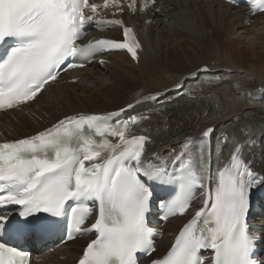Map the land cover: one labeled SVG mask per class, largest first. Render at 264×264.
I'll use <instances>...</instances> for the list:
<instances>
[{
  "label": "snow or ice",
  "instance_id": "snow-or-ice-1",
  "mask_svg": "<svg viewBox=\"0 0 264 264\" xmlns=\"http://www.w3.org/2000/svg\"><path fill=\"white\" fill-rule=\"evenodd\" d=\"M150 3L155 0H142L140 10ZM252 3L264 11V0ZM110 5L121 15L125 7L137 11L136 0H124V5L121 0H103V5L89 0H0V110L34 101L61 71L83 67L104 51L127 50L138 61L140 44L132 27L121 18L93 19L99 8ZM93 25L121 29L123 39L80 42ZM175 87L183 90L184 84ZM125 111L65 115L34 135L0 142V212L19 208L0 215V264H28L29 252L10 246L5 237L40 228L41 213L63 217L69 206L67 239L95 236L78 264H137V253L155 250L148 215L157 183L171 186L174 193L161 201L164 220L187 212L196 191H201L202 206L169 251L152 264H205L206 259L209 264H264L255 259L256 245L264 237L251 231L248 220L251 193L264 187V176L243 158L240 141L233 144L229 163L213 175L203 147L192 156L187 151L173 154L170 163L149 156L150 137L128 131L144 117L116 119ZM213 132L207 128L202 136ZM202 250H211L212 256L204 257Z\"/></svg>",
  "mask_w": 264,
  "mask_h": 264
},
{
  "label": "bare ground",
  "instance_id": "bare-ground-1",
  "mask_svg": "<svg viewBox=\"0 0 264 264\" xmlns=\"http://www.w3.org/2000/svg\"><path fill=\"white\" fill-rule=\"evenodd\" d=\"M165 2L169 5L163 15H157V26H152L146 35L142 36L145 48L143 56L137 62L138 65L123 51L108 54L105 62H108L110 57L111 60L117 57L126 58L127 63H114L110 68L106 66L108 71H104L100 65L95 68V72L88 68L89 70L77 72L81 78L76 84L48 87L35 102L3 118L0 138L34 132L71 113L117 110L140 103L145 97L155 96L159 103L156 108L158 112L144 126V132L151 138L148 155L166 157L172 150L190 144L189 139L192 143V140L202 135L207 128H213L218 134L223 131L228 133L234 143L239 140L242 144L250 138L261 143L258 147L256 144L250 146V154L254 168L264 173V104L257 105L252 102L258 96L264 95V81L261 78H252L254 76L240 79V88L247 104H236L237 107L232 105L233 99L227 96V87L224 88L220 81L221 76L226 75L225 71L234 65L242 68V64L234 61L232 53L225 48L224 36L227 33L235 35L237 28L244 27L247 21L244 8L231 7L221 0ZM261 16H264V13L254 19ZM158 28L161 30L158 31ZM172 42H179V48L182 43L185 46H192L193 43L195 46L179 51L166 49ZM260 57V60H264V53ZM262 63L259 67H250L262 73L264 77ZM205 67L208 71H203ZM103 75H107V83L102 80L98 82ZM209 75H212L213 79L210 82H191L210 78ZM217 77L219 79H216ZM95 78L96 88L100 89V93H95V89L85 83L86 79L89 81ZM177 83L184 84V89H177ZM71 89L74 91H70ZM171 89L175 91L171 92ZM182 95L190 96L182 108L165 106L169 100H178ZM44 98L45 102L40 103ZM154 106L143 102L141 106H137V111L155 110ZM250 108L252 110L249 111ZM236 116L241 118L235 124L226 125ZM183 221L182 218L173 219L165 228L167 231L174 230ZM259 224L264 225V219ZM83 243L85 241L81 240L71 243L70 257L64 261L57 260L58 264H71L72 258ZM163 244L164 240L160 243V249Z\"/></svg>",
  "mask_w": 264,
  "mask_h": 264
},
{
  "label": "rangeland",
  "instance_id": "rangeland-1",
  "mask_svg": "<svg viewBox=\"0 0 264 264\" xmlns=\"http://www.w3.org/2000/svg\"><path fill=\"white\" fill-rule=\"evenodd\" d=\"M160 28H158V31L161 30ZM227 34L224 36V38H225L224 40H226V43H225L226 47L225 48L228 51H230V53H232V58L234 61H236L238 64H242V68H237V67H235L236 65H234V67H231L228 69L229 71L228 70L225 71L226 75H222L223 77L221 76L220 81L223 83L222 85L224 86V88L227 87L225 89L226 93H228L227 96L233 100L235 99V101L231 100L232 105H234V107H237L239 105L245 106V104H247V103L245 101V98L243 97L244 92L241 91V88H240V84H241L240 79H244L245 77L251 78L252 76H254L252 78H257V79L261 78L264 81L263 74L250 67V66L259 67L262 62H263L262 64H264V60H260V58H261L260 56H262V54L264 53V46H263L264 45V16H261L258 19H254V22H252V23L250 22V24H245L244 27L237 28L235 31V35L230 34L231 35L230 36L228 34L229 35V37H228ZM227 41H228V43H227ZM178 43L172 42L167 46L166 49L171 48L174 51H179V50H182L183 48L192 49L195 46V44H193V43H192V46L191 45L185 46L184 43H182L184 46L182 45V47L179 48L180 46L177 45ZM110 58H109V61L103 65V68L105 69V70L103 69L104 71H108L109 68L114 63H121V62L125 63V61L127 63V60H125L126 58L124 59V58L114 57L116 59L112 58V60ZM166 59H168V58L166 57ZM106 66L109 68H107ZM171 69H173V68H171ZM91 72H94V71H91ZM211 76H210V78L208 77L207 79L206 78L205 79L203 78L202 80L197 79V80L191 81V82H192V84H196V83L201 82V81H203V82L209 81L210 82L213 80ZM96 78H97V76H96ZM96 78L94 80H89V81L86 79L85 81H87V82H85V81L84 82L86 83V85L94 88L95 93H100V89L96 88L97 87L96 86V81H97ZM247 78H245V79H247ZM100 80H102V82L107 83L108 82L107 75L101 76L100 79H98V82ZM189 85H191V84H189ZM70 91H74V90L71 89ZM184 96L187 97L186 95H182L178 100H176L177 102L174 103V105H172L171 107L174 109L182 108L183 105L186 103V101H188L190 99L189 97L184 98ZM257 98H256V100L255 99L252 100V102H256L257 105H263L264 101H260V100L257 101ZM179 100H181V101H179ZM44 102H45V98L40 103H44ZM239 102H241V103H239ZM236 104H237V106H236ZM250 110H252V108H250L249 111ZM239 118H241V116H238V117L236 116V117L232 118V121L228 122L226 125H230V123L235 124L239 120ZM242 128H244V127H242Z\"/></svg>",
  "mask_w": 264,
  "mask_h": 264
}]
</instances>
